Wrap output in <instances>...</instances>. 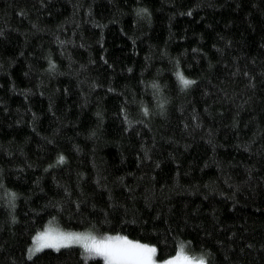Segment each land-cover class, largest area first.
<instances>
[{"label": "trees", "instance_id": "1", "mask_svg": "<svg viewBox=\"0 0 264 264\" xmlns=\"http://www.w3.org/2000/svg\"><path fill=\"white\" fill-rule=\"evenodd\" d=\"M48 224L264 264V0H0V264H106Z\"/></svg>", "mask_w": 264, "mask_h": 264}, {"label": "rangeland", "instance_id": "2", "mask_svg": "<svg viewBox=\"0 0 264 264\" xmlns=\"http://www.w3.org/2000/svg\"><path fill=\"white\" fill-rule=\"evenodd\" d=\"M69 246L82 248L85 256H100L106 264H205L201 255L183 247L171 257L160 260L151 244L117 235L100 236L93 230L69 231L53 224L36 233L29 253L32 255L46 247L59 249Z\"/></svg>", "mask_w": 264, "mask_h": 264}]
</instances>
